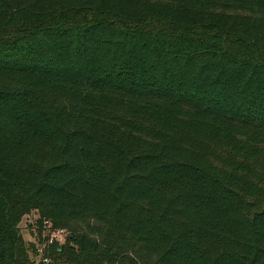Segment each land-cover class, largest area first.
Instances as JSON below:
<instances>
[{"label":"trees","instance_id":"1","mask_svg":"<svg viewBox=\"0 0 264 264\" xmlns=\"http://www.w3.org/2000/svg\"><path fill=\"white\" fill-rule=\"evenodd\" d=\"M48 222L49 264H264V0H0V264Z\"/></svg>","mask_w":264,"mask_h":264},{"label":"built area","instance_id":"2","mask_svg":"<svg viewBox=\"0 0 264 264\" xmlns=\"http://www.w3.org/2000/svg\"><path fill=\"white\" fill-rule=\"evenodd\" d=\"M67 231L63 228H55L50 222L45 226L43 232V241L38 245L37 251L39 253L40 259L44 264H49L51 262L50 257L45 254L46 249L56 241L63 242Z\"/></svg>","mask_w":264,"mask_h":264},{"label":"rangeland","instance_id":"3","mask_svg":"<svg viewBox=\"0 0 264 264\" xmlns=\"http://www.w3.org/2000/svg\"><path fill=\"white\" fill-rule=\"evenodd\" d=\"M35 219L36 214L35 212H32L31 214L24 216L20 223L22 235L27 242L34 240V235H32L31 231L32 226L30 224L35 225Z\"/></svg>","mask_w":264,"mask_h":264}]
</instances>
